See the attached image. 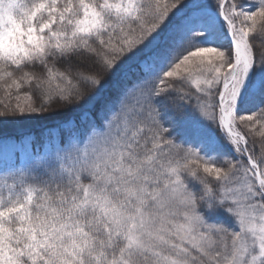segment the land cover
<instances>
[{
	"label": "rangeland",
	"instance_id": "1",
	"mask_svg": "<svg viewBox=\"0 0 264 264\" xmlns=\"http://www.w3.org/2000/svg\"><path fill=\"white\" fill-rule=\"evenodd\" d=\"M175 1L0 0V60L44 67L52 55L85 48L90 37L121 44L128 62L153 45L166 54L142 82L117 83L98 118L58 131L64 146L45 153L44 171L34 164L0 170V264L52 253L63 264H264V202L254 189L255 169L250 175L226 156L217 134L219 82L244 57L221 23L222 0ZM229 2L237 27L261 48L252 101L264 82V0ZM49 74L48 66L38 78ZM36 78L17 69L0 79V131H27L40 122L31 100L15 95ZM258 99L256 112L245 115L252 103L228 112L254 137L264 173L263 91ZM227 201L252 208L227 219ZM83 212L98 217L96 230L126 241L122 259L91 255ZM209 222L220 224L218 247L206 238ZM165 234L184 237L197 255L187 263L183 254L166 258L170 250L161 243L171 238ZM203 241L208 248L200 251Z\"/></svg>",
	"mask_w": 264,
	"mask_h": 264
},
{
	"label": "trees",
	"instance_id": "2",
	"mask_svg": "<svg viewBox=\"0 0 264 264\" xmlns=\"http://www.w3.org/2000/svg\"><path fill=\"white\" fill-rule=\"evenodd\" d=\"M174 1L175 0H170V4ZM223 1L224 0H222V3ZM181 3V0L175 1V4ZM232 5L231 2L227 3L225 11L233 23L235 40L244 49L250 69L247 73V65L246 62H244L239 68L235 81L228 89L226 99L232 97V92L234 91L238 96L241 112L242 109L251 106L250 103H252V107L250 110L246 111V115L250 112L257 111L253 108L254 103L259 102L260 99H258V95L260 92L263 91L264 93L263 82L260 87V92L257 95H254L256 99L250 101V93L258 81L256 80V77L260 64L261 48L254 36L250 34L244 36L242 29L237 27L236 19H234L229 13V11L232 10ZM187 17L180 18L178 22H176L177 24L174 23L173 26L175 27L185 22ZM225 28L227 29L228 27L225 25ZM140 30L144 29H136L134 32H139ZM243 37H245V39L242 41ZM87 40L88 44L85 48L71 51L60 56L52 55L49 57L48 65L46 66H49L50 74L44 77L38 78V75L44 73L45 68H47L46 66L37 67L36 65L28 64L29 62L26 61L25 63L17 64L0 60V72L2 77L17 69L26 72L31 71L33 74L37 75L36 79L27 82L25 85L23 84V87L15 89V95L30 99L34 109L41 114V116L39 115L41 118L40 122H37L33 129L6 133L0 131V170L11 169L19 172L17 169H27V166L34 164L33 166L36 165L41 171H44L42 170V164L43 159L47 156L45 153H53V151L64 146V136L62 135L56 138L58 131L64 128H71L74 123L81 124V122L87 118H98V113L100 108L104 106L103 104H107L114 100L113 89L117 83L124 78L133 79L134 84L142 82L145 77H148L153 73L156 67L154 64L163 62L166 55L162 54L160 56V48L157 49L153 45L151 49H148L141 54L139 57L140 59H130L128 62V54H125L124 48L121 44L114 46L107 42V37H90ZM233 70L234 64L232 69L227 71L219 82V90L216 97V107L218 108L216 111V122L218 126L217 134L225 147L226 156H229V158L234 160L236 164L246 167V170L243 169L250 174L252 167L248 158L252 159L259 166L260 170H262V158L254 137L243 121L237 120L236 128L239 133L245 137L246 145L244 146L243 142H236L235 139L223 129L221 124L222 112L219 97L225 84L232 78ZM241 89L242 91L240 92ZM260 102V107L263 109L264 99ZM94 103L96 104L90 107ZM233 105L234 101L228 100L227 106L231 107ZM61 108L63 110L62 114V110L57 114L52 113ZM3 110V105L0 102V112L2 114ZM1 123L2 122H0V125L3 124ZM179 142H182L181 138H179ZM245 149L247 154L244 151ZM261 172L264 180L263 170ZM36 173L40 176L39 172ZM253 175L256 180L254 189L256 190L259 199L264 202V184L258 182L256 172L252 173V176ZM40 182L43 181L40 179ZM227 203L228 210H230L227 219L239 218L240 215L237 213L239 209L244 210L246 206L252 208V203H246L244 201H235L234 203L227 201ZM81 219L84 226L87 228V231H90V237L88 238L90 240L89 247L94 250V252L91 253L92 256L94 254L99 257L102 253H105L107 255L106 257L111 261H117L120 258H123L127 246L125 240L107 235L108 233L103 228L96 230L95 225L98 224L99 219L95 214L83 212L81 214ZM209 224L210 225H207L204 229L206 238L208 239L209 237L210 241L214 243L216 242L215 246L218 247V237L220 236L221 231L220 224L215 225L216 223L213 224L210 222ZM222 224L232 228V224H227L225 221H223ZM201 234V232L198 233V236L200 237ZM165 235L168 238L170 237L169 234ZM161 245L165 248L168 246L170 250L166 258L174 257L176 254H183L187 257V263L188 255L194 251L197 255V251H193L192 247L184 237L181 241H179L178 237H174V239H164V242H162ZM205 248H208V244L203 241L197 249L202 251ZM167 250L168 249H164L162 253ZM159 257H163V254L159 255ZM59 260L62 259L55 253H52L48 256L43 255L37 257L33 260L27 259L26 263L63 264L60 263Z\"/></svg>",
	"mask_w": 264,
	"mask_h": 264
},
{
	"label": "water",
	"instance_id": "3",
	"mask_svg": "<svg viewBox=\"0 0 264 264\" xmlns=\"http://www.w3.org/2000/svg\"><path fill=\"white\" fill-rule=\"evenodd\" d=\"M222 13H223V12H222ZM223 17H224V13H223ZM230 39H231V42L235 45V48H236V49H239L238 46L236 45L234 39H233L232 32L230 33ZM225 117H226V116H225ZM227 119H228V118H227ZM224 124H225L226 129H227L228 131H230V128L228 127L227 122H225ZM242 138H243V137H242ZM250 163H251L252 166L255 165L252 161H251ZM257 175H258V179H259V181H260V182H263V180H262V178H261L259 172H257Z\"/></svg>",
	"mask_w": 264,
	"mask_h": 264
}]
</instances>
